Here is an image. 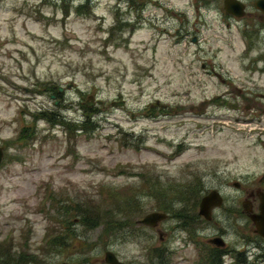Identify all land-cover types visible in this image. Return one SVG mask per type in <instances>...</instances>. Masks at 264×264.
Segmentation results:
<instances>
[{"label": "rangeland", "instance_id": "rangeland-1", "mask_svg": "<svg viewBox=\"0 0 264 264\" xmlns=\"http://www.w3.org/2000/svg\"><path fill=\"white\" fill-rule=\"evenodd\" d=\"M134 2L0 0V246L13 264H105L107 250L126 264H157L149 249L162 251L164 263L194 264L203 240L189 241L175 218L155 228L136 222L157 211L154 198L168 202L170 188L199 182L219 190L223 205L190 233L203 227L205 243L223 231L227 245L249 247L251 264H263L264 241L241 207L249 199L257 211L264 192V135L249 133L264 123L246 125L244 100L248 90L264 91L246 87L245 26L226 27L219 11L207 10L210 0H138L147 5L136 13ZM89 96L102 105L87 106ZM120 100L125 108L110 106ZM81 124L88 130H75ZM61 200L100 209L128 201L133 207L112 221L132 219L131 229L122 226L115 240L103 224L87 230L72 213L70 235L54 209ZM245 235L255 241L244 245Z\"/></svg>", "mask_w": 264, "mask_h": 264}, {"label": "flooded vegetation", "instance_id": "flooded-vegetation-1", "mask_svg": "<svg viewBox=\"0 0 264 264\" xmlns=\"http://www.w3.org/2000/svg\"><path fill=\"white\" fill-rule=\"evenodd\" d=\"M225 1L226 0H210L205 6H209V9L207 10H217L220 12L222 17L226 18V25L230 26V23H234L238 25V28H242L245 26V30L243 31L248 35H245L242 37L243 41L246 40L245 45L243 46L245 57L248 58L247 63L245 64V68L247 71V74L249 76L246 77V87L253 89L252 91H264V84L261 82H264V4H260L264 0H239L243 5V12H239L238 10H235L234 8H231L232 13H241V17H236L233 14H228L225 10ZM135 3V4H134ZM133 5V11L136 13V11L140 10L144 12V7L147 5L146 3H139L138 0H135ZM212 3V4H211ZM209 4V5H208ZM203 8L204 5H201ZM198 8V7H196ZM139 20L142 19V15L139 16ZM242 22V26L241 23ZM248 30V31H247ZM239 93V96L242 95L240 90H237ZM261 93V92H260ZM246 100L245 108L248 110L249 116L247 118L251 120L252 122H261L264 123V94H255L253 96L252 92L248 90V92L244 93ZM234 102V101H233ZM207 102H205L204 105L206 107ZM152 106V105H151ZM150 106V107H151ZM232 109H237L238 106L231 104L230 105ZM203 109H200V112H203ZM147 115V114H145ZM264 129V128H262ZM264 134V133H263ZM250 196H253V193H250ZM253 198V197H252ZM253 204V203H252ZM202 229H197L199 235L198 240H203V234L201 231ZM223 231H218L217 234L212 235L210 238L205 241H201V243L205 246H208V251L203 248L205 252L210 256L211 262L219 260L221 264H225V259L230 258L232 260V264H251L250 260V249L247 247V249H235V247H231L227 244L222 246H217L214 243H210V239H213L215 237H222L224 236ZM161 238V236H160ZM224 239V238H223ZM225 240V239H224ZM263 240V239H262ZM241 241L245 245H251L252 242L255 240L247 237L242 236ZM264 241V240H263ZM199 242V241H198ZM200 243V244H201ZM201 244V245H202ZM203 247V246H202ZM202 247L198 248V252H202ZM166 252V250H165ZM264 259V253L261 256ZM170 260V259H169ZM160 264H167L163 262V260H159ZM169 262V261H168Z\"/></svg>", "mask_w": 264, "mask_h": 264}, {"label": "trees", "instance_id": "trees-1", "mask_svg": "<svg viewBox=\"0 0 264 264\" xmlns=\"http://www.w3.org/2000/svg\"><path fill=\"white\" fill-rule=\"evenodd\" d=\"M57 88L54 89L53 94H56ZM59 97V96H58ZM45 114H48L44 112ZM54 117V124H60L63 125L64 121L62 120L63 117L58 115V113H51ZM42 114L45 119H48L49 115ZM39 118V117H38ZM90 118V117H89ZM78 129H75L79 132L87 131L88 129L83 125H77ZM92 128L90 129V131ZM24 137V131L22 129V137ZM143 175V174H142ZM141 175V176H142ZM147 182V181H146ZM162 186V185H161ZM203 186L198 183L196 184H187L185 186H179V187H172L170 188V193H172V200L169 199L168 202L163 201L161 198H154L156 200V208L155 210L160 212L168 213L170 218H175L176 221H178V225L176 228L184 227L185 230L188 232V239L189 241L195 242L193 239L194 236H196V233L194 231L196 229H193V233H190L191 230H188V227L192 225V223L197 222L198 220H201L200 217L196 214V208L198 207V203L200 198L202 197L204 193ZM150 198H153L151 195H148ZM138 197V196H137ZM52 198V202H53ZM60 205L54 206V209H57V212L59 215H63L66 217V221H63L62 223H65V226L67 227V233L74 235L75 231H72L70 226H72L71 223H69L70 219L67 220V218H70V214H74L76 216V219L81 224L82 227H84L87 230L94 229L95 226L103 224L104 228L103 231L105 232L106 236H111V238H114L115 240L119 237L120 233L119 230L123 229V227H128L131 229V225L129 223H126L129 221L130 223L133 221L132 219H125V222L123 225H120L118 222H120L118 219L116 222L112 221V217H117L119 215H124L128 209L133 207V205L129 206L128 201H123V205L119 204H112L113 207L111 209H100L97 205H91L90 202H74V201H68L65 204H63L65 201L61 200L59 201ZM58 202V203H59ZM138 202V201H135ZM173 203V204H171ZM178 204L179 207L175 209V204ZM54 204V203H53ZM138 208L135 209L137 214L142 213V207H140L139 203ZM84 206V207H83ZM195 211V212H194ZM72 214V215H73ZM131 215L135 217V212H132ZM179 222H181L182 225H179ZM127 229V228H126ZM111 233V234H110ZM127 236L134 238L138 237V235L134 234L131 230L129 231ZM202 247V252H199L198 256V264H221L219 260L212 261L210 256L203 250L206 249L208 251L207 245H199ZM148 252H153L151 256L153 255L155 259H160V253L158 249H155L154 251H151V249L148 250ZM9 252L7 251V247H1L0 246V264H13V262L10 261L11 257H9ZM150 257V256H149ZM152 258V257H151ZM150 259V258H149ZM152 260V259H151Z\"/></svg>", "mask_w": 264, "mask_h": 264}, {"label": "water", "instance_id": "water-1", "mask_svg": "<svg viewBox=\"0 0 264 264\" xmlns=\"http://www.w3.org/2000/svg\"><path fill=\"white\" fill-rule=\"evenodd\" d=\"M260 4H264V1H262ZM242 5L237 0H226L225 1V10L227 13H231V8H234L235 10L241 11L242 13ZM241 13H235L238 16ZM193 42H195V39H193ZM71 85H68L67 88H70ZM63 88L59 87L58 92H62ZM53 99L54 97L51 96ZM88 99L90 102H86L87 106L93 105V97L89 96ZM97 104H101V101H97ZM113 107H122L124 106V101L120 102H114L112 103ZM4 157V149L0 146V164ZM261 181L264 182V175L261 178ZM235 187H238V184L235 183ZM259 198V206L258 210L259 213H251V206L248 201H244L242 204L243 211L248 214V217L252 221V223L255 226V233H257L259 236L264 237V193L259 192L258 193ZM222 197L219 194L218 191L212 190L207 195L202 197L201 201L199 202L198 206V215L203 217L205 220L209 221L212 217V211L213 209L219 208L222 206ZM167 219V214L160 213V212H151L143 216L141 220L138 221L139 224L145 225L148 227H156L158 223L161 221H164ZM210 243H214L217 246H222L223 241L221 238H214L210 240ZM104 262L106 264H125L118 260V258L111 252L107 251L104 254ZM60 264H69L66 262L60 263Z\"/></svg>", "mask_w": 264, "mask_h": 264}]
</instances>
